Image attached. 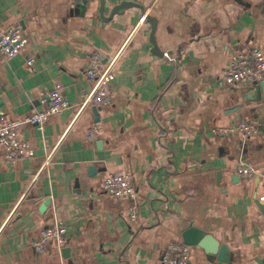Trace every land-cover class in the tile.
I'll return each instance as SVG.
<instances>
[{"label":"crops","instance_id":"1","mask_svg":"<svg viewBox=\"0 0 264 264\" xmlns=\"http://www.w3.org/2000/svg\"><path fill=\"white\" fill-rule=\"evenodd\" d=\"M122 1L144 9L102 20L99 0H0V31L19 25L27 38L20 54L0 55V117H30L57 86L70 105L42 131L23 125L33 157L8 165L0 149V264H161L190 226L228 247L218 264H264V105L245 102L243 84L217 86L232 55L264 52V0H106L104 16ZM93 54L113 67L107 107L92 103ZM243 121L258 133L212 132ZM240 164L257 176H237ZM110 173L131 175L135 199L103 190ZM54 221L67 227L68 259L53 243L33 248ZM190 264L213 263L191 247Z\"/></svg>","mask_w":264,"mask_h":264},{"label":"built area","instance_id":"2","mask_svg":"<svg viewBox=\"0 0 264 264\" xmlns=\"http://www.w3.org/2000/svg\"><path fill=\"white\" fill-rule=\"evenodd\" d=\"M27 45V38L21 26L15 25L0 31V55L5 59H11L20 54ZM32 60L28 65H32ZM85 75L90 81L99 84L98 89L92 99L96 106L107 107L110 104L108 87L114 79L112 64H103L98 54H93L89 58ZM264 81V52L254 47L246 52H239L232 55L227 71L217 82V86L234 87L238 84L263 82ZM44 108L35 111L30 117L23 120H12L7 117H0V149L2 158L8 165H14L23 158L33 157L34 151L29 143L22 138L21 129L26 123L33 124L42 131L49 116L60 115L66 111L70 105L64 98L62 89L55 87L52 91L45 93L41 97ZM258 125L252 122H240L233 127L215 128L214 134L231 135L241 134L244 137L254 136L258 133ZM99 126L93 125L86 138L91 140L99 132ZM235 174L245 179H254L256 172L244 164H240ZM264 187V178L262 179ZM103 190L110 196L117 199L133 200L137 196V189L131 175L128 173L107 174L103 183ZM129 221L136 218V208L131 206L127 212ZM67 227L61 221H54L52 225L41 230L40 240L33 243V248L37 252H45V246L53 243L61 250L66 244ZM191 247L183 244H170L167 251L161 258V264H190Z\"/></svg>","mask_w":264,"mask_h":264},{"label":"water","instance_id":"3","mask_svg":"<svg viewBox=\"0 0 264 264\" xmlns=\"http://www.w3.org/2000/svg\"><path fill=\"white\" fill-rule=\"evenodd\" d=\"M84 2L85 1H83V3ZM99 3L100 5L98 9V14H99L100 19L102 20H110L113 15L119 14L121 11L131 6L138 7L141 10L144 9L143 6L139 4H136L130 1H122L116 5H113L112 8L110 9L109 16L105 17L104 11L106 7V0H99ZM146 21L151 26V32L149 36V42L152 46L151 53L154 55L162 56L164 53L159 50V48L157 47L156 40H155V30H156L157 21L154 17L150 15L146 16ZM243 85L246 87V90H247L246 93L242 95L243 100L245 102H248V101H254L258 103L261 102L264 105V81L259 82V83L258 82L243 83ZM91 171H93L92 167L89 169L90 173ZM256 181L258 183V179ZM255 198L257 199L256 194H255ZM255 203L258 206L261 213L264 215V205L259 200H256ZM46 205H47L46 202L41 204L40 210L44 211ZM181 238H182L183 245L200 249L205 254L207 261L210 263L218 264V263H229L230 262V251L228 247L220 243L209 233H206L205 231L197 227L190 226L189 228L184 230L181 234ZM61 255L65 259L70 258L69 248L67 247L62 248ZM68 264H72L71 261H68Z\"/></svg>","mask_w":264,"mask_h":264}]
</instances>
